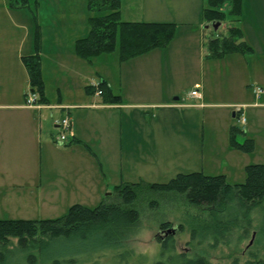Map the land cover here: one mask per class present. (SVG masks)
<instances>
[{
    "label": "rangeland",
    "instance_id": "rangeland-1",
    "mask_svg": "<svg viewBox=\"0 0 264 264\" xmlns=\"http://www.w3.org/2000/svg\"><path fill=\"white\" fill-rule=\"evenodd\" d=\"M199 1H203L200 9L197 7V3L192 2L189 4L190 9H192L189 17L185 16L188 11L180 14L176 0L170 2L171 7L164 11V15H168L174 21L172 23L176 24V32L175 37L166 48L153 49L154 51L148 54L147 60H144V58H130L122 61L121 67L120 62L117 61V47L111 54L94 58V67L92 69L102 68V70H106L107 73L111 74L112 79H114V91L116 93L120 92V85L123 90L122 92H124L123 94H129L130 96H133L130 91L134 89L132 79L135 77L137 91L142 93H138V97L128 99L133 102L159 101V92L164 94L165 91L166 94L170 93L172 101L179 102L181 99L173 100L174 97L179 95L181 97L184 96L189 91L194 80L203 81V84L206 85V88L212 95L210 101L212 103L222 104L239 100V95L244 92V84L247 86V84L252 82L251 80H253L254 75L257 76L260 74V71H264L262 59L258 62L261 64L258 69L255 61L259 56L256 53L239 54L233 52L224 54L221 57H209L208 41L212 37L226 34L228 27L225 26H230L231 23L229 20H226L223 24L218 23L216 28H213L211 25L208 27H204V25L198 27L196 25L198 23V13L197 11L196 13L193 12L194 4L196 9L200 11L199 18L201 16L202 19L203 7L206 6V0ZM123 2L125 1L123 0ZM79 10H84L87 13L86 0H28L26 7L17 8L9 6V0H0V16H2L0 18V27L5 28L4 31L6 33L4 35L8 43L16 44L14 49L17 52L19 39L24 34L20 28L22 25L26 28H33L32 39L30 38V41L33 43L35 31L34 18H36V23L39 26L41 20L43 28H50L46 27V24H50L53 21L52 15H62V13H67L68 11L76 12ZM63 21L60 24L61 26L66 24V20ZM17 25L20 26L18 27ZM191 27L196 28L193 29L195 32L193 34L188 33L191 32L188 30ZM197 28L200 31H197ZM198 32L201 33V36L197 35ZM25 43L28 45V39ZM114 62H116V65H114ZM144 69L147 72L142 74ZM129 74L131 79H129V85L126 88L125 82L127 78L124 79L121 76L125 75V77H128ZM120 79L122 81L118 84ZM257 81L260 82L258 77ZM48 93L52 102L56 91L51 83L48 85ZM252 95L254 96L253 102H256L261 96L256 97L254 89ZM167 107L162 105L146 108L139 106L135 108L136 110H133V120H130L132 124L133 122L142 124L146 121L148 123L151 120L157 121V126L153 130V143L147 147L146 152H144L139 144L134 145L128 150L124 148L125 143L122 146L119 144L120 141L117 138V125H119L118 110L91 109L89 112L87 110L83 112H87L91 121L95 122L91 129L98 127L99 133L97 134H103L105 131L110 134L115 129L117 131L116 133H111L113 136L112 142H108V145L104 147L100 146L98 151L104 162V173H100L99 175H101L102 179L104 177V185L106 187L100 190H94L93 188L87 190V187L84 188L85 190H79L76 192V195H70L73 202L70 205L77 202L82 203L79 201L81 200L83 201V205L93 208L102 200L109 199L110 195H112L113 187L117 184L141 180L149 183H165L178 173L201 171L206 175L223 174L228 183L244 182V170L241 169L240 173L237 172L239 170L234 173L231 171H229L230 173H217V170H220L219 168L221 167H217L215 160L209 161L206 155L212 151L219 154L222 153L221 149L223 146L221 145H225L226 136L227 141H229L231 124L238 125V128L243 130L237 118L232 116V113L236 109L227 107L226 105H216L203 110H187L193 112L194 116L199 119L196 126L197 129L194 131L197 134V159L194 162L192 161L191 164L184 161L177 147L178 139H180L177 126L178 119L181 116L180 110L174 112L168 110ZM52 111L55 114L56 110L52 109ZM146 112L152 115L153 119L152 116H146L144 114ZM157 112H159V115L155 117ZM45 118L43 130L50 138V141H52L50 143L59 146L60 144L54 139L58 134V129L53 126L49 113H47ZM257 118L258 116L256 115ZM202 119L203 122H206L205 124L201 122ZM212 120L217 121L218 128H213L212 124H208ZM167 121L171 124L168 131H163V129L158 127L159 124ZM223 122L224 124L227 122L225 128L229 126L228 129H223L221 125ZM263 127L264 119H257L256 128L259 133L264 134ZM226 131L227 133H225ZM96 135L91 137L95 138ZM245 138L246 135H242L241 133L236 137L239 143H242ZM124 141L125 139L123 138ZM120 150L122 151L121 153ZM261 151V148H257L256 152L251 154L253 151L244 152L236 149L234 153L244 163L258 160L262 156ZM203 153L205 157H203ZM119 157L122 159L120 163ZM243 163H240V168ZM55 176H58L60 179L63 173H42L43 186L45 184L48 185L51 180L55 183H60L61 180H57ZM47 180L49 181L45 182ZM52 192V187H50L47 193ZM152 200L153 203L151 204ZM70 205L64 203L49 204L47 201H43L41 205H36L26 197L23 203L22 201L12 202L8 205L0 203V218L55 219L65 215ZM135 207L139 210V219L133 229L121 241H118L117 244H108L106 248L102 247L101 249H90L89 247L87 249H79L77 247L79 244H76L75 240L61 238L52 241L49 246L51 247L50 249L46 246H44L46 247L44 249L41 243H35L34 245L29 243L26 248H23L13 238L10 244L5 249H2L4 256L1 264H52L53 260L57 258L70 259L68 264H113L111 262V255L115 251L122 249H131L136 254L140 253L148 256L149 259H153L158 253L160 238L164 235L162 225L166 223L175 228L172 237L174 238L175 248L179 252H185L188 255L201 254L209 261L221 264H230L234 259L243 264L247 260H253L254 256H256L254 260L264 261V239L259 234L258 227L264 222L262 210L255 212L254 217L258 222H254L255 228H251L248 234L238 236L237 233H234L229 238H226L225 242L212 246V240L207 235H203L199 231L201 229L198 230L194 238H191L192 230L205 224L207 212L202 208L189 204L183 196L153 192L141 196L135 203ZM180 226H182V230H180ZM89 251L93 255L89 254ZM96 259L98 260L97 262L95 261Z\"/></svg>",
    "mask_w": 264,
    "mask_h": 264
},
{
    "label": "crops",
    "instance_id": "crops-1",
    "mask_svg": "<svg viewBox=\"0 0 264 264\" xmlns=\"http://www.w3.org/2000/svg\"><path fill=\"white\" fill-rule=\"evenodd\" d=\"M121 0V19L126 21H145V22H174L168 15H164V11L171 7L170 2L173 0ZM241 14L238 18L228 17L230 26H239L244 40L252 47V54H258L255 65L257 68L261 66L258 63L261 61L264 64V0H241ZM177 7L180 14L188 11L185 15L189 17L190 5L192 2L197 3L200 9L203 1L199 0H176ZM194 4L193 12L198 13V27L204 25L205 21L199 18L200 11L196 9ZM200 4V5H199ZM199 5V6H198ZM225 10L228 5H225ZM87 11V10H86ZM89 13L84 10L68 11L67 13L52 15L50 24H46L43 28L40 20V34H41V72L45 84V95L47 103L27 106L25 105V96L30 91L28 74L26 68L21 60L24 55L34 53L32 39L33 28H26L21 26L24 34L19 39L17 52L14 49L16 44L8 43L4 33L5 28L0 27V203L8 205L12 202H25L28 197L36 205H41L43 201L49 204L64 203L70 205L72 202L70 195H76L79 190L88 189L100 190L104 185V177L101 178L100 173H104V162L99 154L100 146L108 145L112 142V134L118 130L117 138L124 148L129 149L134 145L141 146L144 152L147 147L152 145L154 134L153 130L157 126V121H147L142 124L130 123L133 120V110L136 107H151V106H168V110H180L181 116L178 119L177 126L179 130L180 139H178L177 147L179 154L182 155L185 162L191 163L196 161L197 155V134L194 133L197 129L198 117H195L193 112L187 110L206 109L216 105H226L227 107L236 109L232 116L237 118L239 125H242L246 137L252 138L254 141V150L251 154L256 152L257 148H261L262 156L255 162H242L234 153L236 149L232 148L227 141L223 146L222 153L212 151L207 153L209 161L215 160L217 173H232L237 171L240 173L248 164L264 163V134L259 133L256 128L257 119H264V93L253 102L252 91L255 87H262L264 89V71H260L259 75H254L252 82L244 84L243 93L239 95V100L230 103H212V95L210 91L203 84V81L194 80L190 89L184 96H175V99H181L179 102L171 100L170 93L164 94L159 92V101L149 102H133L129 98L138 97L136 78L133 77L134 89L130 91L133 96L123 94L120 85V92L114 91V79L111 74L107 73L102 68L92 69L94 67L93 59L87 60L79 58L74 53V42L88 33L89 27L87 25V18ZM2 16H0L1 18ZM66 20V24H60ZM225 20V21H226ZM224 22H222L223 24ZM18 27L20 25H17ZM225 26V27H230ZM193 29L188 28L190 33H195ZM197 31H200L197 28ZM201 33H197L200 35ZM28 39V45L26 40ZM171 43V42H170ZM169 43V44H170ZM157 49V48H156ZM154 49V50H156ZM151 50L147 53L141 54L134 58L148 59V54L153 52ZM111 54V53H110ZM240 54V53H239ZM251 54V55H252ZM106 55V54H102ZM101 56V55H100ZM250 56V55H249ZM99 57V56H97ZM244 57V56H243ZM96 58V57H95ZM115 58V57H114ZM246 58V57H244ZM106 60V59H105ZM115 60V59H114ZM119 62V60L117 59ZM122 67V62L119 63ZM102 65V64H101ZM116 65V62H114ZM144 67V66H143ZM142 68V67H140ZM147 72L143 70L142 74ZM125 82V87L129 85V79ZM257 77L260 82L257 81ZM100 80L106 81L110 90L114 95H120V101L117 103L104 102L100 95L95 92L87 93L85 87L87 85H94ZM122 80L120 79L119 83ZM55 88L56 95L51 98L48 93V85ZM124 84V82H123ZM199 86L200 98H191L189 92L194 87ZM260 85V86H259ZM152 95V94H151ZM157 95V94H155ZM177 95V94H176ZM184 100V101H183ZM188 100V101H187ZM242 105V106H241ZM52 109L56 110L55 114ZM91 109L97 110H118L119 125L118 129L110 132V134L99 133L95 124L89 118L87 112ZM49 110V111H48ZM70 115L72 127L69 140L74 141L70 144H51L50 138L43 130V122L46 120L47 113H49L51 122L57 128V121L63 115L64 111ZM87 110L86 113H83ZM125 110V111H124ZM172 113V112H170ZM169 113V114H170ZM126 114V115H123ZM149 115L147 112L144 113ZM143 115V114H142ZM143 115V116H145ZM159 112L155 117H158ZM256 115L258 118L256 119ZM140 116V114H139ZM141 118L144 119V117ZM154 117V118H155ZM244 118L242 123L240 119ZM153 119V116H152ZM216 120L208 122L212 124L213 128H218ZM203 124V119L201 120ZM227 123V122H226ZM225 123V124H226ZM202 124V127H203ZM223 122L222 127L225 128ZM233 125V124H231ZM238 127V125H235ZM260 126V125H259ZM163 131H168L171 124L163 122L159 126ZM262 127V126H261ZM264 128V127H263ZM227 133V131L225 132ZM97 134V135H96ZM95 136L92 138L91 136ZM102 136V137H101ZM115 138L116 135L114 134ZM186 137V138H184ZM123 138L125 141L123 142ZM56 139V138H54ZM117 140V141H118ZM169 140V139H168ZM56 141V140H55ZM224 143V142H223ZM116 144V143H115ZM55 145V146H54ZM63 145V146H62ZM122 151L120 150V153ZM203 157L205 154L203 153ZM119 157V163L122 161ZM249 161V160H247ZM240 163L243 165L240 168ZM42 173H63V176L57 180L60 183H55L52 180L43 186ZM245 173V172H244ZM64 180V181H63ZM49 180L45 181L48 182ZM44 182V183H45ZM52 187V193H47ZM47 193V194H46ZM83 199V198H82ZM83 205V201L79 200ZM30 202V201H29ZM31 203V202H30ZM71 206V205H70ZM1 219V218H0ZM2 219H16V218H2Z\"/></svg>",
    "mask_w": 264,
    "mask_h": 264
},
{
    "label": "trees",
    "instance_id": "trees-1",
    "mask_svg": "<svg viewBox=\"0 0 264 264\" xmlns=\"http://www.w3.org/2000/svg\"><path fill=\"white\" fill-rule=\"evenodd\" d=\"M241 0H206L202 17L206 24L225 22L228 17L238 18L241 14ZM28 0H9L11 7H26ZM225 5L228 9L225 10ZM89 13L88 33L74 42V53L90 62L102 54H110L118 47L119 62L134 58L156 48H166L175 37L176 24L172 22L126 21L121 19V0H86ZM35 20L33 36L34 53L24 55L21 60L28 74L30 92L37 95V103H47L45 84L41 72V34ZM209 57H221L227 53L250 54L252 47L244 40L239 26H230L226 34L212 37L208 41ZM98 88L104 102L117 103L120 95H114L106 81L100 80ZM87 93L96 91L94 85L85 87ZM245 131L235 125L230 126L229 144L232 148L251 152L252 138L246 137L242 143L236 139ZM70 139L65 144H70ZM242 183H228L225 175H206L201 171L178 173L165 183L145 181L123 182L113 187L109 199L102 200L90 208L75 203L69 206L65 215L55 219H0V264L2 249L15 238L23 248L31 243H41L45 249L57 239L75 240L79 249H101L108 244H117L135 226L139 210L135 203L141 196L158 192L183 196L191 205L207 212L205 224L194 228L191 238L198 230L212 240V246L225 242L234 233L246 235L255 228L254 217L257 210L264 214V163L248 164L244 168ZM153 203V200L150 202ZM256 222V223H257ZM163 224L162 227H169ZM202 227V228H201ZM259 234L264 239V222ZM180 226V230H182ZM242 238V237H241ZM155 258L134 253L131 249L115 251L111 255L113 264H221L213 263L201 254L188 255L175 248L174 238L167 236L159 241ZM46 246V247H44ZM51 247H49L50 249ZM93 255L91 251L88 252ZM78 256V255H77ZM99 258V257H97ZM256 256H254V259ZM247 260L243 264H264L263 260ZM98 261L97 259L95 260ZM70 259L57 258L52 264H68ZM230 264H240L234 259Z\"/></svg>",
    "mask_w": 264,
    "mask_h": 264
},
{
    "label": "built area",
    "instance_id": "built-area-1",
    "mask_svg": "<svg viewBox=\"0 0 264 264\" xmlns=\"http://www.w3.org/2000/svg\"><path fill=\"white\" fill-rule=\"evenodd\" d=\"M98 83L96 82L94 84L96 91L95 93L97 95L101 94V90L98 88ZM255 91V96L259 97V95H261L264 92L263 88L260 87H255L254 88ZM189 95L191 98H200V92H199V86L198 85H194V87L191 89V91L189 92ZM37 95L32 93V92H28L25 96V105L27 106H35V105H39L37 103ZM242 106V105H241ZM240 121L243 123L244 122V118L241 117ZM57 129H58V134L56 136V142L58 144H65L69 141V136L71 134V127H72V122H71V118L69 113L67 112V110L64 111L63 115L60 117V119L57 121Z\"/></svg>",
    "mask_w": 264,
    "mask_h": 264
},
{
    "label": "flooded vegetation",
    "instance_id": "flooded-vegetation-1",
    "mask_svg": "<svg viewBox=\"0 0 264 264\" xmlns=\"http://www.w3.org/2000/svg\"><path fill=\"white\" fill-rule=\"evenodd\" d=\"M171 228H173V227H171V225L169 227L163 228L164 235L161 236V238H160L161 240L164 239V238H166L167 236H172L173 235V233H171L170 231H168ZM173 229H175V228H173Z\"/></svg>",
    "mask_w": 264,
    "mask_h": 264
},
{
    "label": "water",
    "instance_id": "water-1",
    "mask_svg": "<svg viewBox=\"0 0 264 264\" xmlns=\"http://www.w3.org/2000/svg\"><path fill=\"white\" fill-rule=\"evenodd\" d=\"M209 25H211L213 28H216L217 27L216 23H214V22H211ZM209 25H206V27H208ZM168 231H170L171 233H174L175 232V229L171 228Z\"/></svg>",
    "mask_w": 264,
    "mask_h": 264
}]
</instances>
